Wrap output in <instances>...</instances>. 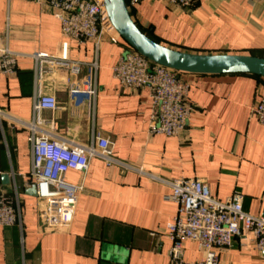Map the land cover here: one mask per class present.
<instances>
[{"label": "crops", "instance_id": "obj_1", "mask_svg": "<svg viewBox=\"0 0 264 264\" xmlns=\"http://www.w3.org/2000/svg\"><path fill=\"white\" fill-rule=\"evenodd\" d=\"M192 12L156 0L130 10L137 27L169 49L197 55H245L264 59V3L256 0H194ZM0 42L19 53L11 71H0V110L25 121L33 117L32 55L77 61L78 76L57 73L43 81V93L57 109L43 111L51 132L84 145L99 134L108 138L114 157L127 166H107L91 159L84 175L76 216L67 230H48L44 205L26 195L32 155L28 132L3 127L0 145V192L17 195L21 226L0 227V264H168L171 242L167 225L177 213L166 200L169 187L157 179L206 181L212 196L225 201L242 196L245 213H264V127L251 112L264 97V79L248 75H191L187 101L193 106L186 134L152 136V101L148 89H122L112 68L127 51L105 36L79 44L61 35L59 22L34 0H0ZM127 46V47H126ZM0 59V65L7 66ZM14 71V72H13ZM72 82H90V93L71 92ZM8 177L5 184L2 177ZM221 264H264L249 236L216 251ZM204 254L187 242L183 260L199 262Z\"/></svg>", "mask_w": 264, "mask_h": 264}, {"label": "built area", "instance_id": "obj_2", "mask_svg": "<svg viewBox=\"0 0 264 264\" xmlns=\"http://www.w3.org/2000/svg\"><path fill=\"white\" fill-rule=\"evenodd\" d=\"M45 7L59 22L61 35L79 44L94 43L98 49L106 36L116 44L121 40L114 32L105 11L104 0H34ZM127 9L145 0H125ZM179 10L192 12L194 0H156ZM264 3V0H256ZM127 47V46H126ZM19 53L3 48L0 42V71L7 73L8 66H15ZM34 59L33 117L25 121L0 110V145L4 142L3 127L20 128L28 132L32 162L29 179L35 187L36 198L45 207L42 223L48 230H67L74 221L83 182L73 184L66 178L69 172L84 175L91 159H99L107 166L126 165L113 154L112 143L99 134L90 145H84L51 132L50 121L42 117L43 111L57 109L53 96L43 93V81L47 76L65 73L78 76L82 65L77 61L47 55H32ZM14 72V71H13ZM112 75L122 89L138 91L148 89L152 101L149 134L168 138L183 137L193 106L187 101L190 85L184 73L149 62L130 47L112 68ZM71 92L78 90L89 94L90 82L79 84L66 77ZM251 116L264 127V97L253 107ZM170 188L166 200L177 206V213L167 225V237L171 242L168 264H221L217 250L228 249L233 241L245 242L250 236L255 249L264 261V213L253 216L243 211L242 196L234 194L225 201L215 199L206 181L199 179H157ZM21 226V214L17 195L11 197L0 192V227ZM187 242L196 244L204 254L201 261L187 263L183 260V249Z\"/></svg>", "mask_w": 264, "mask_h": 264}, {"label": "water", "instance_id": "obj_3", "mask_svg": "<svg viewBox=\"0 0 264 264\" xmlns=\"http://www.w3.org/2000/svg\"><path fill=\"white\" fill-rule=\"evenodd\" d=\"M107 18L115 34L149 62L191 75H252L264 79V59L245 55H197L175 51L151 39L134 23L125 0H104ZM5 184L7 176L2 177ZM26 195L36 197L35 187Z\"/></svg>", "mask_w": 264, "mask_h": 264}, {"label": "trees", "instance_id": "obj_4", "mask_svg": "<svg viewBox=\"0 0 264 264\" xmlns=\"http://www.w3.org/2000/svg\"><path fill=\"white\" fill-rule=\"evenodd\" d=\"M248 76H252V75H248ZM252 77H255V78H259V79H261L260 77H257V76H252Z\"/></svg>", "mask_w": 264, "mask_h": 264}]
</instances>
